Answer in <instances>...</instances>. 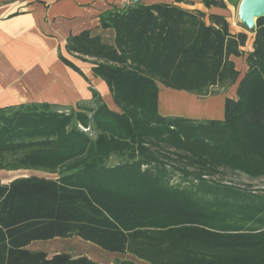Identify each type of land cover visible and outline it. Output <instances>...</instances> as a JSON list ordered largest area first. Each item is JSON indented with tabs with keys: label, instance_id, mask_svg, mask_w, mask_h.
<instances>
[{
	"label": "trees",
	"instance_id": "1",
	"mask_svg": "<svg viewBox=\"0 0 264 264\" xmlns=\"http://www.w3.org/2000/svg\"><path fill=\"white\" fill-rule=\"evenodd\" d=\"M99 20L66 49L93 59L115 109L91 84L92 106L0 107V170L53 174L0 181V264H97L27 247L73 236L116 253L113 264H264V185L232 179L264 177V16L246 28L250 50L224 14L176 4L138 3ZM233 84L221 118L159 111L161 89L205 97Z\"/></svg>",
	"mask_w": 264,
	"mask_h": 264
},
{
	"label": "crops",
	"instance_id": "2",
	"mask_svg": "<svg viewBox=\"0 0 264 264\" xmlns=\"http://www.w3.org/2000/svg\"><path fill=\"white\" fill-rule=\"evenodd\" d=\"M139 3L176 4L187 9H199L206 15L209 12L224 14L223 8H208L202 0H139ZM116 8H119V0H0V107L26 102H49L74 108L78 104L92 106V93L89 89L91 84L109 107L115 109L105 81L92 74L93 59L82 60L75 57L67 51L66 41L70 35L85 29L98 31L101 14ZM251 47L252 42L247 50ZM61 55L75 64L87 80L65 64ZM236 58L239 57H233L235 63ZM242 58L244 71L246 63ZM231 88V93L220 91L205 97L161 89L159 111L163 115L221 118L224 97L236 96V85H231ZM176 95H180L184 101L188 99L185 103L187 107L190 103H197L199 106L191 110L192 113L178 112L174 109ZM67 238L69 237H65V240L63 237L35 240L27 247L40 249L43 245L52 246L50 254L67 251L63 250L64 247H58L63 246ZM77 240L91 245V242L81 238ZM103 254L109 257L108 252Z\"/></svg>",
	"mask_w": 264,
	"mask_h": 264
},
{
	"label": "rangeland",
	"instance_id": "3",
	"mask_svg": "<svg viewBox=\"0 0 264 264\" xmlns=\"http://www.w3.org/2000/svg\"><path fill=\"white\" fill-rule=\"evenodd\" d=\"M227 3V6L225 9H223V13L225 15V17L227 18L228 22H229V26L232 32H237V31H245L247 33L248 39L246 42V45L244 46V50H247L250 46V43L252 42L253 39V33L249 32L245 25L242 23L239 12H238V5L240 0H225ZM236 66L238 69H240V71L242 72L243 67H244V60L242 57L236 58ZM215 89L222 91V92H226V93H231V85L226 86V87H215ZM175 103L176 107L174 109H176V111L178 112H182V113H192L191 110L196 109V106H199L197 103L195 105L193 104H189L188 107L185 105V103L187 102L184 101V99L180 96V95H176L175 96ZM174 101V100H173ZM93 105V103H92ZM168 106V105H167ZM186 106V107H185ZM162 108H163V103H162ZM187 108V109H186ZM189 109V111H188ZM190 116V115H187ZM203 118V117H202ZM117 160L116 157L112 156L109 160V162H115ZM21 174H37L40 176H53V174H49V173H45L42 171H30V170H26V169H19V170H0V181L1 182H8L11 179H13L16 176H19ZM233 181L236 184L239 185H243L245 187H248L249 189H255L258 190L260 187H262L264 185V177H259V178H250L245 174H237L236 176H234ZM77 239H79L78 237L74 236V237H69L66 239V243L63 244V246H58L60 247H64L63 250H67V251H71L72 253L78 254V253H84L86 255H88L89 257L93 258L94 260H98L97 264H111L112 260L114 259L113 257H115L117 254H112L109 253V257L103 254V252L107 253L106 251L101 252L102 250L99 248H96L97 246L92 244L88 245L86 243H81L79 242ZM63 240H65L63 238ZM40 249H44L46 251H49V253H51V251L53 250L52 246H40ZM57 248V247H56ZM55 248V249H56ZM99 249V250H98ZM111 254V255H110ZM122 258L126 257L124 255L121 256ZM138 263L140 264H144L142 261L140 260H136Z\"/></svg>",
	"mask_w": 264,
	"mask_h": 264
},
{
	"label": "water",
	"instance_id": "4",
	"mask_svg": "<svg viewBox=\"0 0 264 264\" xmlns=\"http://www.w3.org/2000/svg\"><path fill=\"white\" fill-rule=\"evenodd\" d=\"M238 12L245 27L253 29L256 25V19L260 16H264V0H242L241 8ZM252 16H255L253 21L250 19ZM19 176H26V174H21Z\"/></svg>",
	"mask_w": 264,
	"mask_h": 264
},
{
	"label": "built area",
	"instance_id": "5",
	"mask_svg": "<svg viewBox=\"0 0 264 264\" xmlns=\"http://www.w3.org/2000/svg\"><path fill=\"white\" fill-rule=\"evenodd\" d=\"M139 3V0H119V9H126Z\"/></svg>",
	"mask_w": 264,
	"mask_h": 264
},
{
	"label": "bare ground",
	"instance_id": "6",
	"mask_svg": "<svg viewBox=\"0 0 264 264\" xmlns=\"http://www.w3.org/2000/svg\"><path fill=\"white\" fill-rule=\"evenodd\" d=\"M241 3H242V0H240V2H239L238 10L241 8ZM250 19H251V21H253L255 19V16H252Z\"/></svg>",
	"mask_w": 264,
	"mask_h": 264
}]
</instances>
